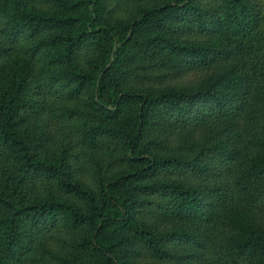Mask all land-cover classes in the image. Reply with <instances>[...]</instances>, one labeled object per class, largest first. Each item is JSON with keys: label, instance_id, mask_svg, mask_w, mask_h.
Here are the masks:
<instances>
[{"label": "trees", "instance_id": "obj_1", "mask_svg": "<svg viewBox=\"0 0 264 264\" xmlns=\"http://www.w3.org/2000/svg\"><path fill=\"white\" fill-rule=\"evenodd\" d=\"M2 75L0 264H264V0H0Z\"/></svg>", "mask_w": 264, "mask_h": 264}, {"label": "rangeland", "instance_id": "obj_2", "mask_svg": "<svg viewBox=\"0 0 264 264\" xmlns=\"http://www.w3.org/2000/svg\"><path fill=\"white\" fill-rule=\"evenodd\" d=\"M9 84L11 85V80H10L8 75L7 76H5V75L0 76V100H1V98L4 99V97L7 96ZM30 124L32 125V128H31L32 132L37 131L36 122L34 123L33 117H31V119H30ZM181 135H183V136H180L179 139H181L183 137V141L186 142L188 139L187 138L188 136H190L191 139H195V137H196V135H198V133L197 132H195V134H193V133H190V134L181 133ZM53 142L55 143V141H53ZM56 143H57V141H56ZM177 223L179 225H187V221H185V220H178ZM177 223L175 225H177Z\"/></svg>", "mask_w": 264, "mask_h": 264}]
</instances>
